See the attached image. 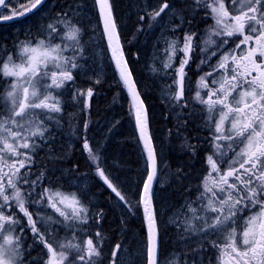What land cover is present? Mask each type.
<instances>
[{
    "label": "snow or ice",
    "instance_id": "snow-or-ice-1",
    "mask_svg": "<svg viewBox=\"0 0 264 264\" xmlns=\"http://www.w3.org/2000/svg\"><path fill=\"white\" fill-rule=\"evenodd\" d=\"M24 17L0 41V264H264V0H0V22ZM150 35L163 138L188 156L174 170L126 50ZM105 57L142 144L134 190L89 136ZM72 138L121 210L114 228ZM173 183L179 200L161 199Z\"/></svg>",
    "mask_w": 264,
    "mask_h": 264
},
{
    "label": "trees",
    "instance_id": "trees-1",
    "mask_svg": "<svg viewBox=\"0 0 264 264\" xmlns=\"http://www.w3.org/2000/svg\"><path fill=\"white\" fill-rule=\"evenodd\" d=\"M127 3L128 0H119L120 7L125 11ZM33 19L34 17H24L11 23L0 22V41L5 40V38L11 41L12 36L16 34V30H23ZM127 22L131 26L132 20L130 19ZM97 38L99 39V36ZM154 40V35L141 36L138 42L126 45V50L130 54L129 59L134 70L135 79L138 81V87L145 94L146 106L152 117L151 131L156 138V147L162 153V159L166 162V165L174 170L181 164H186L188 156L185 154L179 140L173 138L171 143H169L168 140L163 138V130L172 126V120L171 118L165 119V108L161 103L158 87L160 81L154 77L148 67L151 63L152 43ZM104 46L106 44L102 42V47ZM134 53H138V60L135 55H131ZM97 63L102 67L105 82L99 89L98 96L91 101V131L89 136L103 146L109 166L113 162H118L120 167L114 169V171H118L121 180L125 181L126 186L134 190L136 182L143 174L144 157L142 145L136 133L134 119L129 112L127 93L122 90L121 86L113 78V68L109 67L107 58L105 57L103 62L98 61ZM69 111H72V109ZM117 121L119 123H116ZM113 124H115V127L109 132L108 128ZM192 142H195V140ZM75 149L76 152L72 159L81 161L82 173L88 171L84 167V157L82 156L83 158H81L82 143L75 144ZM168 166L163 167L161 171V178L165 181L170 180ZM85 182L93 192L99 194L97 199L101 206L109 209V223L114 228L115 221H118L121 210L115 207V201L108 200V192L103 189L102 183H98L97 179L92 177L90 171H88ZM177 187L173 183L171 187L166 186L161 189L159 191L160 198L168 201H178L180 194L176 190ZM109 202L111 203V208H109ZM128 228L129 244L134 247L135 240L139 239L141 231V218L139 216H131L128 219ZM171 234L172 229H169V235Z\"/></svg>",
    "mask_w": 264,
    "mask_h": 264
},
{
    "label": "rangeland",
    "instance_id": "rangeland-1",
    "mask_svg": "<svg viewBox=\"0 0 264 264\" xmlns=\"http://www.w3.org/2000/svg\"><path fill=\"white\" fill-rule=\"evenodd\" d=\"M106 43V42H105ZM190 75H192L191 73H190ZM195 79V76L193 75V80ZM136 133H137V136H138V132H137V130H136ZM68 135H70V132L68 133ZM90 135V134H89ZM97 136V135H96ZM90 138H92V137H90ZM139 138V137H138ZM70 142H73L74 144H77V143H75V139L74 138H72L71 140H70ZM91 142L93 143V144H97L98 142L93 138V139H91ZM84 157V155L82 154V152H81V158H83ZM84 167H86L85 165H84ZM110 203V202H109ZM108 203V204H109ZM111 204V203H110ZM112 212V211H111ZM115 213V212H114ZM123 255V254H122ZM169 259L171 260V259H174V257H169Z\"/></svg>",
    "mask_w": 264,
    "mask_h": 264
},
{
    "label": "flooded vegetation",
    "instance_id": "flooded-vegetation-1",
    "mask_svg": "<svg viewBox=\"0 0 264 264\" xmlns=\"http://www.w3.org/2000/svg\"><path fill=\"white\" fill-rule=\"evenodd\" d=\"M86 168V167H85ZM113 211V210H112ZM113 212H115V211H113Z\"/></svg>",
    "mask_w": 264,
    "mask_h": 264
},
{
    "label": "water",
    "instance_id": "water-1",
    "mask_svg": "<svg viewBox=\"0 0 264 264\" xmlns=\"http://www.w3.org/2000/svg\"><path fill=\"white\" fill-rule=\"evenodd\" d=\"M138 137H139V133H138Z\"/></svg>",
    "mask_w": 264,
    "mask_h": 264
},
{
    "label": "bare ground",
    "instance_id": "bare-ground-1",
    "mask_svg": "<svg viewBox=\"0 0 264 264\" xmlns=\"http://www.w3.org/2000/svg\"><path fill=\"white\" fill-rule=\"evenodd\" d=\"M106 44V43H105Z\"/></svg>",
    "mask_w": 264,
    "mask_h": 264
}]
</instances>
